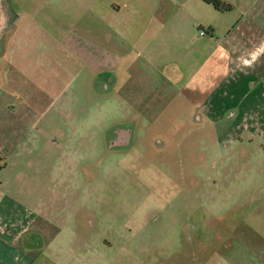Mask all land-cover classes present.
I'll list each match as a JSON object with an SVG mask.
<instances>
[{
  "label": "rangeland",
  "instance_id": "374dc122",
  "mask_svg": "<svg viewBox=\"0 0 264 264\" xmlns=\"http://www.w3.org/2000/svg\"><path fill=\"white\" fill-rule=\"evenodd\" d=\"M39 4L26 2L27 20L49 31L51 48L61 20L104 27L116 41L112 17L56 19L54 0ZM251 12L264 26V0ZM66 53L65 82L40 71L25 88L38 87L28 99L38 100L35 113L10 98L11 126L0 114V214L26 228L17 245L24 257L12 251L7 264H264L257 116L234 130L233 115L208 114L172 91L170 106L149 96L131 112L115 71L101 73L96 55ZM55 92L64 98L54 102Z\"/></svg>",
  "mask_w": 264,
  "mask_h": 264
},
{
  "label": "crops",
  "instance_id": "0c3cea01",
  "mask_svg": "<svg viewBox=\"0 0 264 264\" xmlns=\"http://www.w3.org/2000/svg\"><path fill=\"white\" fill-rule=\"evenodd\" d=\"M225 1L231 12H218L202 0H54L56 19L75 13L112 17L116 41L113 44L104 27L61 20L54 22L58 36L51 48L43 37L49 31L27 20L26 2L44 5L43 0H0V114L8 115L3 125L11 126L10 98L17 99L25 113L39 109L38 100L35 105L29 102L30 97L38 99V87L25 88L36 83L40 71L45 81L65 82L71 63L59 55L61 49L80 60L96 55L101 73L115 71L121 103L131 112L137 99L149 96L170 106L172 91L208 114L233 115L234 130L250 117L257 116L264 125L258 116L264 111V54L251 67L244 64L264 42L261 14L251 12L262 0ZM107 47H115L113 70H107ZM50 74L53 81L48 80ZM55 93L54 102L64 98ZM43 96L41 90L39 99ZM8 222L0 214V264H7L12 251L24 257L17 245L26 228Z\"/></svg>",
  "mask_w": 264,
  "mask_h": 264
},
{
  "label": "trees",
  "instance_id": "16d2710c",
  "mask_svg": "<svg viewBox=\"0 0 264 264\" xmlns=\"http://www.w3.org/2000/svg\"><path fill=\"white\" fill-rule=\"evenodd\" d=\"M204 3L211 5L218 12H231L233 10L232 6L225 0H202ZM2 159L0 158V172L5 168L1 165Z\"/></svg>",
  "mask_w": 264,
  "mask_h": 264
},
{
  "label": "clouds",
  "instance_id": "9594fccd",
  "mask_svg": "<svg viewBox=\"0 0 264 264\" xmlns=\"http://www.w3.org/2000/svg\"><path fill=\"white\" fill-rule=\"evenodd\" d=\"M264 54V42H262L258 48H256L252 53H250V59H245V66L251 67L260 57Z\"/></svg>",
  "mask_w": 264,
  "mask_h": 264
},
{
  "label": "built area",
  "instance_id": "2783aa9c",
  "mask_svg": "<svg viewBox=\"0 0 264 264\" xmlns=\"http://www.w3.org/2000/svg\"><path fill=\"white\" fill-rule=\"evenodd\" d=\"M201 36H205L206 34H205V32H201V34H200Z\"/></svg>",
  "mask_w": 264,
  "mask_h": 264
}]
</instances>
